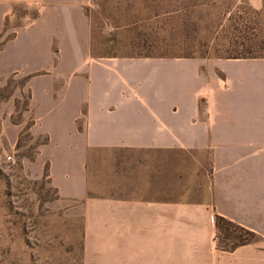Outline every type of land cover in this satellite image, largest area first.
I'll use <instances>...</instances> for the list:
<instances>
[{"label": "crops", "instance_id": "crops-1", "mask_svg": "<svg viewBox=\"0 0 264 264\" xmlns=\"http://www.w3.org/2000/svg\"><path fill=\"white\" fill-rule=\"evenodd\" d=\"M90 1L0 0V78L29 77L33 133L47 139L37 162L63 198L85 203L89 252L104 250L103 264H176L187 249L209 264L217 216L264 234V58L96 57ZM19 5L38 16L1 46ZM96 150L161 154L150 197L90 196ZM175 151L208 155L207 197L176 199Z\"/></svg>", "mask_w": 264, "mask_h": 264}, {"label": "rangeland", "instance_id": "rangeland-1", "mask_svg": "<svg viewBox=\"0 0 264 264\" xmlns=\"http://www.w3.org/2000/svg\"><path fill=\"white\" fill-rule=\"evenodd\" d=\"M261 1L262 7L255 9L248 0H91L86 12L92 52L96 57L264 58ZM37 16V8L17 6L7 19L1 46ZM28 81L20 73L0 78V264H103L104 250H88L85 203L63 198L51 183L47 165L37 162L47 139L33 133ZM161 157L143 150L93 151L89 195L150 197L151 164ZM170 160L176 165L177 200L208 196V155L175 151ZM215 222L209 237L213 264H264V234L227 222L217 227ZM91 242L102 245V235L99 245ZM188 252L177 249L176 264H201L203 259L190 260Z\"/></svg>", "mask_w": 264, "mask_h": 264}, {"label": "trees", "instance_id": "trees-1", "mask_svg": "<svg viewBox=\"0 0 264 264\" xmlns=\"http://www.w3.org/2000/svg\"><path fill=\"white\" fill-rule=\"evenodd\" d=\"M259 58H262V57H249V56H244V55H238V56H231V57H227L226 59H259ZM217 227H219V224L220 222H227L229 223L230 225L234 226L235 228H238L242 231H245V232H249V233H254L253 230H250L248 228H245L243 226H240L222 216H217Z\"/></svg>", "mask_w": 264, "mask_h": 264}, {"label": "built area", "instance_id": "built-area-1", "mask_svg": "<svg viewBox=\"0 0 264 264\" xmlns=\"http://www.w3.org/2000/svg\"><path fill=\"white\" fill-rule=\"evenodd\" d=\"M9 160H12V157H9Z\"/></svg>", "mask_w": 264, "mask_h": 264}]
</instances>
